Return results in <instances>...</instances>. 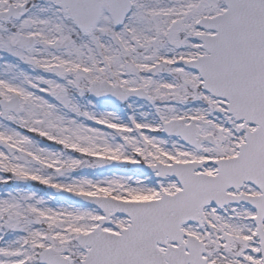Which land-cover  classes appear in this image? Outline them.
Returning <instances> with one entry per match:
<instances>
[{"label": "snow or ice", "instance_id": "1", "mask_svg": "<svg viewBox=\"0 0 264 264\" xmlns=\"http://www.w3.org/2000/svg\"><path fill=\"white\" fill-rule=\"evenodd\" d=\"M0 264H264V0H0Z\"/></svg>", "mask_w": 264, "mask_h": 264}]
</instances>
